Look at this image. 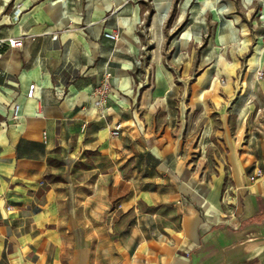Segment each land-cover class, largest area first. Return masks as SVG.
I'll use <instances>...</instances> for the list:
<instances>
[{
    "label": "crops",
    "instance_id": "obj_1",
    "mask_svg": "<svg viewBox=\"0 0 264 264\" xmlns=\"http://www.w3.org/2000/svg\"><path fill=\"white\" fill-rule=\"evenodd\" d=\"M0 39V264H264V0H0Z\"/></svg>",
    "mask_w": 264,
    "mask_h": 264
},
{
    "label": "built area",
    "instance_id": "obj_2",
    "mask_svg": "<svg viewBox=\"0 0 264 264\" xmlns=\"http://www.w3.org/2000/svg\"><path fill=\"white\" fill-rule=\"evenodd\" d=\"M105 35L107 37L113 38V39H118L120 37V34L116 30L108 29L105 31ZM0 41H2L0 39ZM7 42L10 46H19L22 45L23 40L21 38H15V37H9L7 39ZM140 63V61H139ZM263 64H264V55H263ZM258 77L262 78L264 76V65L257 71ZM112 73L110 71H106L103 75L98 80V83L96 84L93 93H92V103L96 107H103L106 106L108 103L109 99V93L111 90V79ZM37 90V84L35 82L30 83L28 91H27V96L33 97L36 93ZM21 103L17 102L14 106V111H13V117L14 118H19L21 113ZM122 122L118 121L114 123L112 129H111V134L114 136H118L121 134L122 131ZM263 165H264V159L262 160ZM263 176V171L261 169H258L255 173L250 175V180L255 181L257 178ZM11 207V205H9Z\"/></svg>",
    "mask_w": 264,
    "mask_h": 264
},
{
    "label": "rangeland",
    "instance_id": "obj_3",
    "mask_svg": "<svg viewBox=\"0 0 264 264\" xmlns=\"http://www.w3.org/2000/svg\"><path fill=\"white\" fill-rule=\"evenodd\" d=\"M264 77V76H263ZM261 110L264 112V106H263V108H261Z\"/></svg>",
    "mask_w": 264,
    "mask_h": 264
}]
</instances>
